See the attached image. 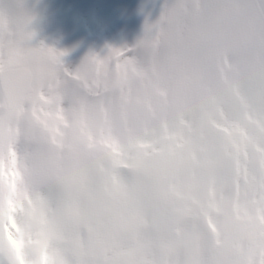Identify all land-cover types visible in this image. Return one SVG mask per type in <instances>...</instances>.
Masks as SVG:
<instances>
[{
  "label": "snow or ice",
  "instance_id": "snow-or-ice-1",
  "mask_svg": "<svg viewBox=\"0 0 264 264\" xmlns=\"http://www.w3.org/2000/svg\"><path fill=\"white\" fill-rule=\"evenodd\" d=\"M34 19L27 0H0V264H53V252L55 264H143L141 241L100 253L88 223L65 226L45 142L102 151L114 181L143 157L166 159L156 179L179 186L167 223L189 255L153 264H207L202 248L225 236L220 264H264V0H162L134 47L75 69L32 45Z\"/></svg>",
  "mask_w": 264,
  "mask_h": 264
},
{
  "label": "clouds",
  "instance_id": "clouds-1",
  "mask_svg": "<svg viewBox=\"0 0 264 264\" xmlns=\"http://www.w3.org/2000/svg\"><path fill=\"white\" fill-rule=\"evenodd\" d=\"M41 148L47 154L45 173L60 182L52 186L66 193V204L60 213L62 222L69 229L78 223H88L98 245L97 252L102 253L103 248L99 246L105 242L119 238L124 243L142 242L138 258L143 264L188 258L187 238L176 236L167 223L169 207L176 201L179 186L172 187L156 179L158 170L168 163L165 158L143 157L139 167L134 165L126 177L114 181L100 169L105 155L102 151L89 152L79 145L60 153L50 142L42 143ZM137 217L140 227L133 231L129 224ZM218 219L222 223L225 216L220 215ZM200 228L202 235L208 234L205 223ZM230 239V236L224 237L223 247L213 241L202 248L201 255L207 264H220L226 258ZM116 258L132 259L126 255ZM57 259L56 253H50L53 264Z\"/></svg>",
  "mask_w": 264,
  "mask_h": 264
},
{
  "label": "rangeland",
  "instance_id": "rangeland-1",
  "mask_svg": "<svg viewBox=\"0 0 264 264\" xmlns=\"http://www.w3.org/2000/svg\"><path fill=\"white\" fill-rule=\"evenodd\" d=\"M47 1L49 7L46 13L47 22L45 25L37 26L36 30H33L31 25V30L35 32L31 43L33 46L43 43L49 48L66 52L63 60L70 69L78 67L90 52L103 55L110 47H134L144 34L140 35L138 32L145 27V23L158 19L162 3V0H96L99 3L95 6L103 14L100 16L106 18L112 15L113 18L109 20L115 23L91 26L93 24L91 13L94 11L95 3L93 0H76L79 3L77 8L74 6L65 14L54 7L59 0ZM27 2L35 16L33 21L35 23L37 16L40 19L38 5L44 6L34 3L33 0ZM119 20L121 23H117ZM98 28L104 34L98 35L96 32ZM118 31L121 34L117 33Z\"/></svg>",
  "mask_w": 264,
  "mask_h": 264
},
{
  "label": "bare ground",
  "instance_id": "bare-ground-1",
  "mask_svg": "<svg viewBox=\"0 0 264 264\" xmlns=\"http://www.w3.org/2000/svg\"><path fill=\"white\" fill-rule=\"evenodd\" d=\"M33 1H34V3L36 2L35 0H33ZM38 1H40V3H38ZM38 1L36 3L37 4H41L44 7H39V5L37 7L39 9V11H40V14H39V18L40 19H38V16H37L36 22L32 23L33 30H36V27L39 26V25H45L46 24V22H47L46 21V18H47V14L46 13L49 11L48 10L49 7H48V1L47 0H38ZM93 1L95 3H94V6H93L94 11L91 13V20L93 22V24H91V26L104 25V24H114L115 22H112L111 20H109V19L113 18L112 15H111V17H106V18L100 16V15H103V14H101V11L99 10V8H97V6H95V4L97 5L99 3V1H96V0H93ZM75 3H77L76 0H59L57 3L54 4V7L56 8V10H58V11L60 10L62 12V14H65L71 8H74V6L77 8L79 3H77L76 5H75ZM117 23H121L120 20L117 21ZM141 27H143V26H141ZM131 29L132 28H130V30ZM96 32H97L98 35L104 34L103 31L101 29H99V28L97 29ZM117 33L121 34L119 31ZM139 33H140V35L144 33V27H143V29H141L138 32V34ZM142 36H141V38H142ZM115 41H116V39H115Z\"/></svg>",
  "mask_w": 264,
  "mask_h": 264
}]
</instances>
